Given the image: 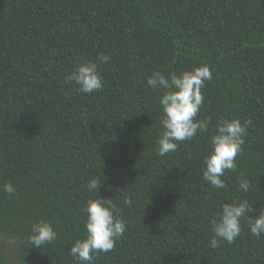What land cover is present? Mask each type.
I'll return each mask as SVG.
<instances>
[{
    "label": "trees",
    "instance_id": "16d2710c",
    "mask_svg": "<svg viewBox=\"0 0 264 264\" xmlns=\"http://www.w3.org/2000/svg\"><path fill=\"white\" fill-rule=\"evenodd\" d=\"M98 54L110 57L101 90L65 82ZM201 65L213 78L196 119L210 118L209 130L159 156L163 90L147 77ZM234 118L251 123L227 187L214 189L202 175L210 136ZM94 177L98 192L86 188ZM90 198L111 199L126 221L95 264H264V235L247 217L234 243L209 246L222 204L264 211V0H0V237L18 264H78L69 249L86 235ZM40 219L57 238L36 248L30 226ZM0 264H9L2 249Z\"/></svg>",
    "mask_w": 264,
    "mask_h": 264
},
{
    "label": "clouds",
    "instance_id": "9594fccd",
    "mask_svg": "<svg viewBox=\"0 0 264 264\" xmlns=\"http://www.w3.org/2000/svg\"><path fill=\"white\" fill-rule=\"evenodd\" d=\"M110 57L98 54L97 61L82 60L66 75L65 82L78 86V91L89 94L103 88V77L100 65L108 63ZM213 78L212 71L207 65L184 71L179 76L165 75L154 71L147 77V85L154 90H163L159 97L161 108V132L157 140V155L166 156L174 153L180 142L192 140L198 132L209 130L210 118L197 120V114L204 103L202 88L206 81ZM250 120L241 123L239 119H220L214 126V133L210 136L211 148L204 158L205 168L203 179L214 189L227 187L223 179L227 170L236 168V158L242 152L243 137L247 134ZM239 188L243 192L249 190V181L243 176L237 179ZM101 187L99 177L91 178L86 188L98 192ZM3 192L11 195L15 192L13 184L5 183ZM132 199L125 196L124 205H131ZM83 211L86 213L84 224L85 237L77 239L69 249L70 255L78 264H95L96 255L108 253L115 247L118 238L126 232V221L120 214L122 209L111 199L90 198L86 201ZM251 205L246 200L224 203L216 217L210 221L212 237L209 246L213 249L220 243H234L242 231L241 218L247 217L248 228L252 235L260 238L264 235V211L255 217L249 216ZM29 240L33 247L41 248L53 242L57 233L47 220H37L31 224Z\"/></svg>",
    "mask_w": 264,
    "mask_h": 264
},
{
    "label": "rangeland",
    "instance_id": "374dc122",
    "mask_svg": "<svg viewBox=\"0 0 264 264\" xmlns=\"http://www.w3.org/2000/svg\"><path fill=\"white\" fill-rule=\"evenodd\" d=\"M0 249H2V251H4L7 254L9 264H18L15 256L14 247L10 243L5 242L1 237H0Z\"/></svg>",
    "mask_w": 264,
    "mask_h": 264
}]
</instances>
